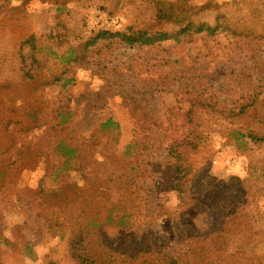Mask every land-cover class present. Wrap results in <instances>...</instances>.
Segmentation results:
<instances>
[{
    "label": "rangeland",
    "instance_id": "rangeland-1",
    "mask_svg": "<svg viewBox=\"0 0 264 264\" xmlns=\"http://www.w3.org/2000/svg\"><path fill=\"white\" fill-rule=\"evenodd\" d=\"M201 25L218 31L197 33ZM187 26L194 29L178 41L153 47L93 43L100 32ZM61 117L65 136L78 141L108 120L119 125L99 140L120 156L132 145L128 159L144 163L127 205L103 190L105 172L75 169L63 180L75 187L51 206L42 199V183L51 188L47 160L33 157L46 152L39 137ZM248 128L264 135V0H0V264H79L86 250L71 245L86 223L105 245L150 250V263L161 252L182 260L190 243L183 227L222 221L208 193L232 208L239 191L258 233L249 249L264 264V144L228 137ZM187 173L182 200L173 181ZM124 214L131 232L114 219ZM21 243L32 249L20 253Z\"/></svg>",
    "mask_w": 264,
    "mask_h": 264
},
{
    "label": "trees",
    "instance_id": "trees-1",
    "mask_svg": "<svg viewBox=\"0 0 264 264\" xmlns=\"http://www.w3.org/2000/svg\"><path fill=\"white\" fill-rule=\"evenodd\" d=\"M161 18H166V14L159 8ZM194 28L187 26L179 31H173L172 33L160 32V33H149L146 30H130L126 33H102L100 32L97 37L93 40V43L98 40L105 38H118L123 44L129 47L143 46L153 47L159 43L178 41L180 36L188 34ZM218 31V27L212 28L207 25H201L197 29V33L209 32L210 35H214ZM61 123L54 128L48 127L44 130L43 134L39 137L38 144L46 150L45 153L38 152L33 157V160H37L38 157H46L48 172L46 178L49 179L51 188H48L44 182L40 187L41 193L44 195L42 199L48 201H57L70 187L74 185L66 184L63 180L66 174L72 170H87L101 173L105 172L108 177L104 181L106 186L103 190H109L120 196L118 199L120 205H127L124 201V196L128 195L131 191L129 190L134 182L139 179L134 177L135 171H138L142 165L138 160L134 165L128 157L131 154L132 145L124 155H118L115 151L110 149L108 145L102 146L99 137L102 131H108L111 128H119L113 120H108L101 126V129L94 132L89 139L82 138L81 140H74L65 135L68 133V122L61 117ZM39 129V127H36ZM228 137L230 140H234L235 143L246 144L245 140L249 139L255 145L264 144V135L256 133L253 129L248 128L247 132L242 131H230ZM248 145V144H246ZM18 151L17 153H20ZM173 149H171L169 156L173 155ZM23 153V152H22ZM18 158H22L23 155L19 154ZM178 162H182L181 157H177ZM23 160V159H22ZM179 166V165H178ZM181 171L177 169V174ZM189 174L179 175L173 181L174 191L179 193L183 200L187 195L188 191L185 189L187 184V178ZM131 178V182L128 180ZM55 186H57L55 188ZM235 190V189H233ZM93 189H89L86 192L88 195H94ZM102 195V194H101ZM211 201L209 203L210 211H219L222 213V221L207 225L204 219H198L199 225L195 224L190 227L182 228L181 237H186L190 242L187 246L188 250L184 259L180 260L178 256H172L167 253L161 252L157 258L152 260L150 263L148 259L145 260V256L148 253V249L143 248L137 243L128 244L126 247H117L114 244H106L101 238L99 240L94 239V236L89 235L88 232L90 225L86 223L83 225V236L77 245L72 243L71 247L80 251L81 247H84L85 255L78 257L79 264H256L255 258L252 255V251L249 249L252 242H255L258 238V233L252 230V226L249 223V219H246L247 207L250 204H246L243 200L247 197L246 194H242L241 191L234 196L233 207H229L223 202L227 199L224 196H219L217 193H208ZM116 197V196H115ZM114 197V198H115ZM54 206V203H52ZM199 203L197 204V206ZM204 205V204H203ZM202 205V206H203ZM196 206V207H197ZM202 208V207H201ZM205 209L201 215H208L210 218L212 212ZM229 212V213H228ZM244 212V213H241ZM186 216V215H185ZM195 218L197 217L194 216ZM193 216L187 215L186 221H192ZM114 219L118 220V228L120 232H131L132 228L128 223L129 216L119 215ZM114 219L109 218L108 221ZM53 224V221L48 222ZM204 224V225H202ZM233 224L236 228H233ZM100 224H94L93 227ZM204 226V227H203ZM91 233V232H89ZM98 234V233H97ZM262 235L261 233H259ZM99 236L101 235L98 234ZM255 240V241H254ZM6 246L13 247L10 243ZM78 246V249H77ZM19 252L24 254L28 250L32 249L29 243H21L18 247ZM87 248H90L87 249Z\"/></svg>",
    "mask_w": 264,
    "mask_h": 264
}]
</instances>
